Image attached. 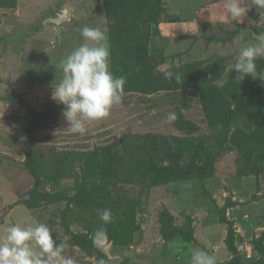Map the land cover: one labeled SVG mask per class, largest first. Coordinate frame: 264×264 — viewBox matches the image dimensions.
Segmentation results:
<instances>
[{
	"label": "rangeland",
	"instance_id": "1",
	"mask_svg": "<svg viewBox=\"0 0 264 264\" xmlns=\"http://www.w3.org/2000/svg\"><path fill=\"white\" fill-rule=\"evenodd\" d=\"M164 2L170 23H164L162 35L150 42V53L165 51L164 54L180 55L174 61L168 58L166 65L161 66L163 70L182 62L222 57L227 75L241 48L260 43L250 32L264 34V18L256 7H252L246 17L233 20L224 7L225 0ZM245 2L252 6V0ZM100 3L101 0H19L13 9H0V237L12 225L25 227L39 223L49 226L58 243L64 242L65 236L71 237V233L89 234L85 223L73 219L64 222L67 229L61 225L66 203L35 211L21 203L29 198L35 178L26 166L25 140L28 135L20 125V119L34 118V112L54 108L55 113L44 115L40 128L35 130L36 142L75 140L85 150L113 142L119 144L127 133L176 134L174 123L165 122L169 112H175L177 116L180 112L197 123L202 119L200 107L195 102L173 106L162 97L144 102L123 95L122 103L113 106L110 116L90 122L84 135L67 129L63 108L58 109L59 104L52 98L53 86L63 77L61 60L83 43L80 35L83 26L99 27L108 34V19ZM205 5L208 9L203 13L199 6ZM194 6L199 16L186 19L187 8ZM62 10L68 11L69 18L60 31L54 24H44ZM174 17H179L180 21L173 22ZM237 29L241 32L235 34ZM193 35H200L201 39L192 43V39L184 37ZM238 156L236 151L222 155L216 175L205 182V187L194 181L155 188L136 182L120 184L113 189L115 195L125 193L136 203V221L140 228L134 233L133 241L123 245L108 238L106 251L95 247L89 255L69 240L63 255L75 259L78 264H98L102 258L107 264H190L191 254L204 249L216 255L217 264H231L235 255L227 245L231 228L233 245L237 247L241 261L244 264L256 262L264 250V175L259 183L253 176L237 177ZM73 183L74 180L65 179L60 190L72 188ZM70 208L73 209V205ZM164 212L174 218L172 228L180 232L191 229L192 242L180 235L165 240L162 231Z\"/></svg>",
	"mask_w": 264,
	"mask_h": 264
},
{
	"label": "trees",
	"instance_id": "2",
	"mask_svg": "<svg viewBox=\"0 0 264 264\" xmlns=\"http://www.w3.org/2000/svg\"><path fill=\"white\" fill-rule=\"evenodd\" d=\"M18 1L0 0V9H13ZM100 4L108 19L110 69L114 75L127 78L123 95L144 102L162 97L173 106L195 102L200 107L202 119L197 123L179 112L174 122L176 134L127 133L119 144L113 142L85 150L75 140L36 142L35 130L40 128L42 118L55 111L51 108L34 112V118L20 119V125L28 135L25 140L26 166L35 178L29 198L21 203L31 211L66 203L61 225L67 229L64 222L69 219L85 223L91 236L103 225L97 210L110 208L114 219L104 225L108 238L126 245L133 241L134 233L140 227L136 221L135 201L122 192L115 195L113 189L120 184L136 182L155 188L194 181L205 187V182L216 175L222 155L233 151L239 155L237 177L253 176L258 183L263 178L264 59L256 61V75L246 76L242 81L235 78L233 68L226 75L222 57L180 62L178 66L163 70L161 66L166 65L168 58L173 60L180 55L164 54L165 51L150 53V42L162 35L164 23H170L164 0H101ZM207 7L199 6V10L204 13ZM187 10L186 19L193 20L200 14L195 6ZM172 21L179 22L180 18L174 17ZM240 32V29L235 30V34ZM184 37L192 39V43L201 39L200 35ZM169 70L178 73L180 80L166 79L164 73ZM56 107L62 109L64 106ZM65 179L74 180V185L60 190ZM71 192L74 194L70 195ZM162 220L165 240L180 235L188 242L193 241L190 228L186 232L172 228L174 218L169 213L164 212ZM89 234L71 233L70 241L92 255L95 246ZM233 238L234 231L230 228L227 245L235 254L231 264H244L233 245ZM261 252V257L252 264H264V250Z\"/></svg>",
	"mask_w": 264,
	"mask_h": 264
},
{
	"label": "clouds",
	"instance_id": "3",
	"mask_svg": "<svg viewBox=\"0 0 264 264\" xmlns=\"http://www.w3.org/2000/svg\"><path fill=\"white\" fill-rule=\"evenodd\" d=\"M224 7L233 20L246 17L252 7L264 18V0H252L251 7L245 0H225ZM80 35L83 43L61 60L63 77L53 86L52 98L64 106L62 116L68 124L67 129L84 135L90 122L108 118L113 106L122 103L127 78L116 76L110 70L111 45L106 31L85 25ZM261 58H264V41L241 48L233 64L235 78L242 81L246 76H255L256 61ZM164 76L180 80V75L171 70ZM177 119L175 112H169L165 122L172 124ZM98 211L103 225L95 230L92 240L95 247L106 251L108 231L104 225L111 223L114 217L110 208ZM69 240L70 237L65 236L64 242L58 243L44 223L25 227L12 225L0 237V264H78L75 259L63 255ZM98 264H107V261L102 258ZM190 264H217V257L197 249L191 254Z\"/></svg>",
	"mask_w": 264,
	"mask_h": 264
},
{
	"label": "water",
	"instance_id": "4",
	"mask_svg": "<svg viewBox=\"0 0 264 264\" xmlns=\"http://www.w3.org/2000/svg\"><path fill=\"white\" fill-rule=\"evenodd\" d=\"M69 18V14L67 10H62L61 14H58L57 17L55 18H50L47 19L44 24H54L57 27V30L60 31L61 25L66 22ZM250 35L252 36L253 39H255L258 42L264 41V34H256L255 32H250Z\"/></svg>",
	"mask_w": 264,
	"mask_h": 264
}]
</instances>
